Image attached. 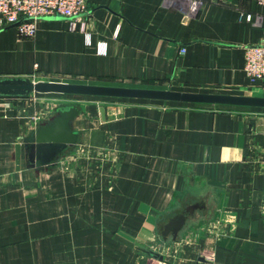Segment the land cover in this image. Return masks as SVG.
Instances as JSON below:
<instances>
[{
    "label": "crops",
    "instance_id": "crops-1",
    "mask_svg": "<svg viewBox=\"0 0 264 264\" xmlns=\"http://www.w3.org/2000/svg\"><path fill=\"white\" fill-rule=\"evenodd\" d=\"M86 13L43 18L34 38L0 29V79L243 95L258 86L244 70L246 48L264 43L258 0H87ZM69 106L77 143L31 165L29 140ZM181 214L176 240L165 237ZM0 264H264V110L0 98Z\"/></svg>",
    "mask_w": 264,
    "mask_h": 264
},
{
    "label": "water",
    "instance_id": "water-1",
    "mask_svg": "<svg viewBox=\"0 0 264 264\" xmlns=\"http://www.w3.org/2000/svg\"><path fill=\"white\" fill-rule=\"evenodd\" d=\"M61 94L74 96H94L138 100H154L185 104H200L247 109H264V96L224 93L180 92L164 89L142 87H125L114 85L32 81L28 78L0 79V98H22L30 94ZM78 114L75 107H59L57 116L40 129L29 140V159L31 165L35 160L43 165L50 164L65 149L73 147L78 141V133L72 130L71 121ZM196 206L186 208L190 213ZM186 222V215L181 214L170 220L162 234L172 235L176 240L178 232Z\"/></svg>",
    "mask_w": 264,
    "mask_h": 264
},
{
    "label": "built area",
    "instance_id": "built-area-1",
    "mask_svg": "<svg viewBox=\"0 0 264 264\" xmlns=\"http://www.w3.org/2000/svg\"><path fill=\"white\" fill-rule=\"evenodd\" d=\"M264 7V0H258ZM87 12V0H0V29L15 27L22 38H34L38 22L46 17H61L71 23ZM253 16L246 15L247 21ZM260 21L262 17L254 18ZM184 53V49L180 50ZM244 70L252 84L264 92V43L246 48ZM39 117H35V120Z\"/></svg>",
    "mask_w": 264,
    "mask_h": 264
},
{
    "label": "rangeland",
    "instance_id": "rangeland-1",
    "mask_svg": "<svg viewBox=\"0 0 264 264\" xmlns=\"http://www.w3.org/2000/svg\"><path fill=\"white\" fill-rule=\"evenodd\" d=\"M255 86V85H254ZM246 95H252V96H264V92H262L257 86L253 87L252 90L249 91ZM96 163V162H95ZM97 164V163H96Z\"/></svg>",
    "mask_w": 264,
    "mask_h": 264
},
{
    "label": "trees",
    "instance_id": "trees-1",
    "mask_svg": "<svg viewBox=\"0 0 264 264\" xmlns=\"http://www.w3.org/2000/svg\"><path fill=\"white\" fill-rule=\"evenodd\" d=\"M259 110H264V109H259Z\"/></svg>",
    "mask_w": 264,
    "mask_h": 264
}]
</instances>
